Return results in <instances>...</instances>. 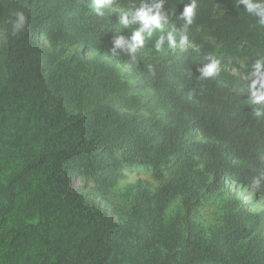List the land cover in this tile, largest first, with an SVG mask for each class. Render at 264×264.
<instances>
[{
	"label": "trees",
	"instance_id": "1",
	"mask_svg": "<svg viewBox=\"0 0 264 264\" xmlns=\"http://www.w3.org/2000/svg\"><path fill=\"white\" fill-rule=\"evenodd\" d=\"M190 2H165L177 10L185 50L157 52L146 41L131 68L111 49L116 35L130 41L119 16L141 0H113L103 15L94 0L0 4V264H264V211L229 213L222 243L203 251L194 219L229 183L264 196V114L255 115L264 103L251 87L264 27L236 0H197L181 31L178 16ZM16 11L27 24L13 35ZM209 56L221 71L199 79ZM136 90L153 96L144 104ZM137 167L171 178L155 192L143 189L121 223L74 189L84 177L110 190ZM180 196L183 213L168 223ZM254 234L243 252L231 248Z\"/></svg>",
	"mask_w": 264,
	"mask_h": 264
},
{
	"label": "rangeland",
	"instance_id": "2",
	"mask_svg": "<svg viewBox=\"0 0 264 264\" xmlns=\"http://www.w3.org/2000/svg\"><path fill=\"white\" fill-rule=\"evenodd\" d=\"M11 0H0V4ZM131 19V17H129ZM139 27L138 24L130 26L129 33ZM165 33L157 32L150 41V48L155 50L154 43L159 35ZM5 32L0 25V54L5 43ZM177 47L179 51L185 50L179 46L180 36L176 32ZM167 47V45H165ZM186 48V47H185ZM95 56L100 57L106 62L112 63L108 58L99 54H88L91 59ZM121 75L128 79L132 85L135 80L130 77L127 69L119 64H114ZM135 93L140 96L142 102L147 104L151 100L153 93L151 91L136 90ZM264 103V101H261ZM171 175L159 180L156 179L149 169L137 167L128 171V178L119 182L110 190H102L97 184L87 178H74V189L80 194L84 203L96 204L100 206L109 220L121 223L127 219L131 213L137 197L143 189H149L152 192L158 190L162 185L170 180ZM242 208L250 212L259 213L264 211V196L258 194L255 189L243 187L238 184L229 183L226 188L203 202L195 211L194 219L199 227L201 235L200 250H205L213 242L222 243L223 233L226 227L227 215L231 212H238ZM183 213V197H178L167 211V222L170 223L178 214ZM264 234V233H263ZM257 234L247 236L236 242L231 248L236 252H243ZM230 247V246H229ZM162 248L163 255H169V251ZM181 250L180 248H178Z\"/></svg>",
	"mask_w": 264,
	"mask_h": 264
},
{
	"label": "clouds",
	"instance_id": "3",
	"mask_svg": "<svg viewBox=\"0 0 264 264\" xmlns=\"http://www.w3.org/2000/svg\"><path fill=\"white\" fill-rule=\"evenodd\" d=\"M165 2L166 0H151V2L149 0H141L139 6L119 16L118 24L123 29H128L132 24L139 25L133 31L130 41L123 35H116L114 40L115 47L111 49L113 56L119 55L116 51L117 49L122 50L128 56L129 59L126 64L129 68L136 65L138 50L143 49L146 41L152 39L157 32H166V35L161 34L155 40L154 48L157 52H165V45H167V49H175L177 47L176 25L173 20L177 10L166 9ZM112 3L113 0H94L96 14L103 15L101 9ZM236 5H243L244 11L256 17L259 25L264 27V0H236ZM196 14L197 0H191L190 3L185 5L183 13L178 16V19L184 21V28L181 31H185L187 26L193 23ZM13 17L14 23L12 24L11 33L15 35L25 28L27 16L23 11H16L13 13ZM186 45L187 37L181 35L179 46L183 49ZM206 59L211 62L206 63L203 68L198 69L201 72V75L198 77L199 79L213 78L221 71V61L219 59L215 56H209ZM253 68L252 76L254 80L251 83V87L256 90L254 101L260 103L264 101V59H258ZM262 114H264L262 110H255L257 117ZM255 185L259 186L258 180L255 181Z\"/></svg>",
	"mask_w": 264,
	"mask_h": 264
}]
</instances>
